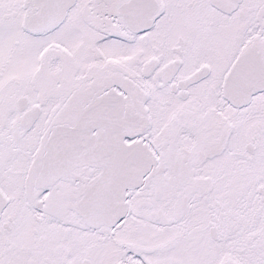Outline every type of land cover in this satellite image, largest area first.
<instances>
[{
    "label": "snow or ice",
    "instance_id": "1",
    "mask_svg": "<svg viewBox=\"0 0 264 264\" xmlns=\"http://www.w3.org/2000/svg\"><path fill=\"white\" fill-rule=\"evenodd\" d=\"M0 264H264V0H0Z\"/></svg>",
    "mask_w": 264,
    "mask_h": 264
}]
</instances>
